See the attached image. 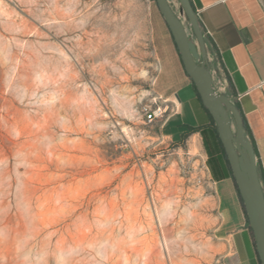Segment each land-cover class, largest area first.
I'll return each instance as SVG.
<instances>
[{
	"label": "rangeland",
	"instance_id": "rangeland-1",
	"mask_svg": "<svg viewBox=\"0 0 264 264\" xmlns=\"http://www.w3.org/2000/svg\"><path fill=\"white\" fill-rule=\"evenodd\" d=\"M173 49L154 0H0V264H228L235 197L165 131Z\"/></svg>",
	"mask_w": 264,
	"mask_h": 264
},
{
	"label": "crops",
	"instance_id": "crops-1",
	"mask_svg": "<svg viewBox=\"0 0 264 264\" xmlns=\"http://www.w3.org/2000/svg\"><path fill=\"white\" fill-rule=\"evenodd\" d=\"M199 20L220 52L221 63H213L217 70L215 79L220 90L228 85L229 75L237 93L241 112L251 132L257 149L264 187V0H191ZM174 74L163 70L161 84L171 88L166 106L172 108L164 126L167 136L178 141L184 131L181 124L188 123L190 105L196 102L191 79L186 75L178 52L173 49ZM223 67V68H222ZM190 124V125H204ZM197 138V148L209 157L201 132L186 139L189 146ZM209 166V164H208ZM212 178L235 197V215L230 220V254L228 264H260L239 202L233 180L222 163V177L217 179L209 166Z\"/></svg>",
	"mask_w": 264,
	"mask_h": 264
},
{
	"label": "water",
	"instance_id": "water-1",
	"mask_svg": "<svg viewBox=\"0 0 264 264\" xmlns=\"http://www.w3.org/2000/svg\"><path fill=\"white\" fill-rule=\"evenodd\" d=\"M156 0L173 36L186 73L194 81L204 105L212 114L231 164L264 264V187L258 169L255 148L245 133L240 110L225 90L215 84L217 70L207 51L205 35L191 0ZM185 18L188 24L185 23Z\"/></svg>",
	"mask_w": 264,
	"mask_h": 264
},
{
	"label": "trees",
	"instance_id": "trees-1",
	"mask_svg": "<svg viewBox=\"0 0 264 264\" xmlns=\"http://www.w3.org/2000/svg\"><path fill=\"white\" fill-rule=\"evenodd\" d=\"M154 1H156V0H154ZM199 23H200L201 28L203 30V33L205 35V41H206L208 53L213 57V60H214L215 63H221V56H220L219 50L217 49V47H216L215 43L213 42L211 36L206 32V30H205V28H204V26H203V24L201 23L200 20H199ZM171 36H172V34H171ZM172 38H173V36H172ZM174 44H175V42H174ZM175 48H176V50L178 52V55H179V58H180V54H179V51H178V48H177L176 44H175ZM180 61H181V64H182V66L184 68V65H183V62H182L181 58H180ZM184 71L186 73L185 68H184ZM186 75L189 76L187 73H186ZM226 78H227V81H228L227 93L229 94L231 99L235 102V104L238 107V109L240 110V113H241L242 119H243L245 133L247 134V136L251 140V142H252V144H253V146L255 148L256 154L258 156L255 142H254V140L252 138V135H251L249 127H248V125L246 123V120H245V118H244V116H243V114L241 112V108H240V105H239V102H238V99H237L236 90H235V88H234V86L232 84V81H231V79H230L228 74H226ZM191 83H192L193 91L195 93L196 101L199 103L201 108L206 112V114L208 116V122L206 124H204V125H197V126L190 125V124H181L180 127H183L184 131H182L180 133L179 140L177 142L178 143H184L186 141V139L189 137V135H191V134H193L195 132H201V134L203 136L204 145H205V147H206V149L208 150V153H209L208 164H209V166H210L215 178L219 179V178L222 177V175H223V173H222V163H224L225 168L227 169L229 175L231 176V178L233 180L235 191L237 193L239 202L241 204L242 210H243L244 215L246 217L247 225H248V228H249V230L251 232V235H252V238H253V243H254V247H255V250H256V253H257V256H258L259 263L262 264V262H261V260L259 258L258 252H257L256 241H255V238H254L252 227L250 225L249 217L247 215L243 199L241 197V194L239 192L238 186L236 184V181H235V178H234V175H233V171H232V168H231V164H230V161L228 159L225 147H224L223 142H222V140L220 138L217 124H216L212 114L208 110V108L204 105V103L202 101V98L200 96V93H199V91H198V89H197V87H196V85H195V83H194V81L192 79H191ZM165 131H167L166 130V126H165ZM258 169H259L260 178L262 179L263 171H262V168H261V165H260L259 161H258Z\"/></svg>",
	"mask_w": 264,
	"mask_h": 264
},
{
	"label": "built area",
	"instance_id": "built-area-1",
	"mask_svg": "<svg viewBox=\"0 0 264 264\" xmlns=\"http://www.w3.org/2000/svg\"><path fill=\"white\" fill-rule=\"evenodd\" d=\"M165 108H162L161 106H157L152 108L151 106L145 107V114L149 121H154L159 117H163L165 113Z\"/></svg>",
	"mask_w": 264,
	"mask_h": 264
},
{
	"label": "bare ground",
	"instance_id": "bare-ground-1",
	"mask_svg": "<svg viewBox=\"0 0 264 264\" xmlns=\"http://www.w3.org/2000/svg\"><path fill=\"white\" fill-rule=\"evenodd\" d=\"M197 143H198L197 138L196 137H193V139H192V145L193 146H197Z\"/></svg>",
	"mask_w": 264,
	"mask_h": 264
}]
</instances>
